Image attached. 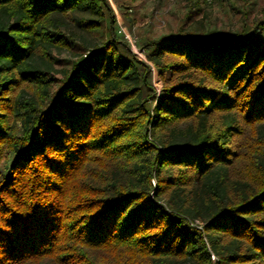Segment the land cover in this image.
Listing matches in <instances>:
<instances>
[{"label": "trees", "instance_id": "1", "mask_svg": "<svg viewBox=\"0 0 264 264\" xmlns=\"http://www.w3.org/2000/svg\"><path fill=\"white\" fill-rule=\"evenodd\" d=\"M111 11L0 0V264H264V6L147 61Z\"/></svg>", "mask_w": 264, "mask_h": 264}, {"label": "rangeland", "instance_id": "2", "mask_svg": "<svg viewBox=\"0 0 264 264\" xmlns=\"http://www.w3.org/2000/svg\"><path fill=\"white\" fill-rule=\"evenodd\" d=\"M108 2L114 18L112 16L106 18L104 15L106 19L103 21V31L90 33L77 23L69 21L65 30L89 46L98 45L110 37L109 27L114 19L115 38L124 40L121 31L132 33L137 36L139 45L148 51L149 47L146 46L148 42L177 35L183 30L201 33L213 30L235 32L241 29L244 22L251 24L261 18L264 6V0H215L211 5L204 3L203 0H108ZM190 14L192 19L187 20ZM125 15L128 25L125 24ZM76 17L98 19L99 15L82 9L76 13ZM53 57L58 60L56 62L58 69L68 68V62L72 60L67 52H55Z\"/></svg>", "mask_w": 264, "mask_h": 264}, {"label": "built area", "instance_id": "3", "mask_svg": "<svg viewBox=\"0 0 264 264\" xmlns=\"http://www.w3.org/2000/svg\"><path fill=\"white\" fill-rule=\"evenodd\" d=\"M204 3L211 5L215 2V0H203ZM124 40L127 43L130 51L135 57L141 58L144 61H147V49L143 48L139 45V41L137 36H135L132 33L126 32V31H121ZM198 223V222H197Z\"/></svg>", "mask_w": 264, "mask_h": 264}]
</instances>
